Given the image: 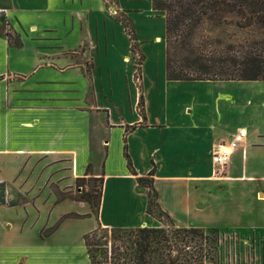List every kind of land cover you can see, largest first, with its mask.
Masks as SVG:
<instances>
[{
	"label": "crops",
	"instance_id": "crops-1",
	"mask_svg": "<svg viewBox=\"0 0 264 264\" xmlns=\"http://www.w3.org/2000/svg\"><path fill=\"white\" fill-rule=\"evenodd\" d=\"M8 1V27L21 45H9L0 24V183L23 201L0 205V264H91L81 237L97 227H163L146 213L138 178L151 179L174 228L264 232V224L236 225L238 209L228 206L230 195L264 201V81L166 80L165 18L151 0H116L134 42L102 0ZM240 130L245 137L214 177L213 148ZM100 171L98 214L52 191L81 193L77 179Z\"/></svg>",
	"mask_w": 264,
	"mask_h": 264
},
{
	"label": "trees",
	"instance_id": "trees-1",
	"mask_svg": "<svg viewBox=\"0 0 264 264\" xmlns=\"http://www.w3.org/2000/svg\"><path fill=\"white\" fill-rule=\"evenodd\" d=\"M1 1V0H0ZM154 11L164 13L166 60L165 77L168 81H264V0H151ZM0 3V9H7ZM128 20V19H126ZM120 22V21H119ZM132 42L135 35L131 26L120 22ZM11 46L19 47L21 41L17 36L11 42L10 31L5 33ZM136 48L132 45V52ZM140 65L139 64H136ZM140 115L144 118L143 95L140 96ZM125 144V141H123ZM124 157L129 172L136 175L124 145ZM153 175V172L152 174ZM102 180V179H101ZM77 179L76 186L81 187ZM138 184L150 182V178H138ZM102 183V181H101ZM5 183H0V205H5ZM156 199V193L153 190ZM101 191L92 201L90 193H84L76 201L87 202L94 214H98ZM63 198H57L62 200ZM14 206L16 203H9ZM158 214L153 212L147 196L146 213L163 222L157 202ZM65 216L43 235H52ZM76 218H83L76 216ZM123 232L125 229H111ZM106 229H96L84 236L86 253L91 264H128L127 254L115 234L98 237ZM132 243L136 250L133 258L136 264H150L146 254L158 255V264H168L162 254L171 248L167 233L162 229L135 228ZM104 239L103 241H101ZM162 242L164 244H162ZM157 245V250L152 245ZM127 249V248H126ZM98 254V256H96ZM168 253H165L167 257ZM130 255V254H129ZM132 255V254H131Z\"/></svg>",
	"mask_w": 264,
	"mask_h": 264
},
{
	"label": "rangeland",
	"instance_id": "rangeland-1",
	"mask_svg": "<svg viewBox=\"0 0 264 264\" xmlns=\"http://www.w3.org/2000/svg\"><path fill=\"white\" fill-rule=\"evenodd\" d=\"M105 4L106 9L110 14H112L116 20L125 22L128 26L132 28V24L128 17L117 8L116 0H102ZM39 1L36 0H11L14 7L19 8L25 3H30L34 5ZM0 3L4 5L3 7L7 9H0V24L9 30L11 37V42L15 41L17 35L8 27L9 21L6 16V11L10 9V2L8 0H1ZM164 14V13H163ZM165 18V17H164ZM128 19V20H126ZM165 45L166 40L164 37ZM135 50V49H134ZM134 57L136 59V64L142 63V56L138 52L134 51ZM217 86H208L209 90L213 89L217 92L219 88ZM100 176L84 180L79 182L83 188V192L69 195L65 192H60L56 188L52 187V191L56 194L57 198H73L79 199L84 193H90L92 196V201L96 200L98 193L101 190V179L102 171H100ZM146 188L147 196L152 204V210L158 214V207L156 205L155 194L151 188L150 182L143 183ZM87 190V191H84ZM6 192H8L11 197L6 200ZM67 195V196H66ZM4 198L6 204L16 203L20 204L23 201V197L15 188L12 191L6 189ZM262 195L257 194L256 200L254 197H249V194L233 197L230 195V212L236 207L238 209L237 214H232L235 218V224L239 226H248L251 223L264 224V201L262 200ZM163 227L157 228L165 230L167 233L168 241L165 242L166 245L170 244L171 248L164 252L162 256L167 259L168 264H264V232L259 230H251L249 228H236V227H225V228H211L207 230L196 229V228H174L166 217L162 215ZM233 219V218H232ZM10 231H13L12 223H9ZM106 229V233H98V237L105 236L110 240L112 234L120 238L117 242L118 245L123 246L124 253H128V264H136L137 261L134 260L133 255L136 250L135 246L132 245L134 241V234L130 233V230L125 229L123 232L112 230L110 228L97 227L96 229ZM49 229V228H48ZM48 229L41 230L37 237L33 236L34 241L43 242L46 237H43L48 232ZM135 229V228H134ZM85 236V235H84ZM84 236L81 238V243L84 246ZM102 239L101 241H103ZM78 240H74L77 242ZM162 244H164L162 242ZM127 248V249H126ZM152 249L157 250V245L153 244ZM165 253H168L165 257ZM130 254V255H129ZM132 254V255H131ZM98 256V254H96ZM146 258L150 264H158V255L155 253L146 254Z\"/></svg>",
	"mask_w": 264,
	"mask_h": 264
},
{
	"label": "built area",
	"instance_id": "built-area-1",
	"mask_svg": "<svg viewBox=\"0 0 264 264\" xmlns=\"http://www.w3.org/2000/svg\"><path fill=\"white\" fill-rule=\"evenodd\" d=\"M245 137L243 130L238 131L237 135L229 142H221L212 150L211 164L213 176L221 177L230 162L233 152L236 150L239 142Z\"/></svg>",
	"mask_w": 264,
	"mask_h": 264
}]
</instances>
